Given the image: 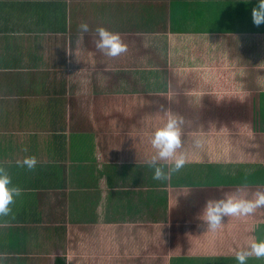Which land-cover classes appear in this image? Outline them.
Wrapping results in <instances>:
<instances>
[{"label": "crops", "instance_id": "obj_1", "mask_svg": "<svg viewBox=\"0 0 264 264\" xmlns=\"http://www.w3.org/2000/svg\"><path fill=\"white\" fill-rule=\"evenodd\" d=\"M256 3L0 0V164L22 189L0 217L4 264H236L233 249L264 238L253 214L198 227L209 173L234 165L237 135L264 112ZM97 26L127 51L103 55ZM164 109L184 118L188 162L160 182L145 160Z\"/></svg>", "mask_w": 264, "mask_h": 264}, {"label": "clouds", "instance_id": "obj_2", "mask_svg": "<svg viewBox=\"0 0 264 264\" xmlns=\"http://www.w3.org/2000/svg\"><path fill=\"white\" fill-rule=\"evenodd\" d=\"M251 18L255 25L264 23V0H257L251 10ZM78 29L82 34L90 30L86 22H81ZM93 31L95 48L103 55L117 57L127 51V44L122 40L120 33L103 26H97ZM184 123L182 116L164 109L161 123L148 134V143L152 152L145 160V164L151 170L153 180L160 182L171 180L188 162L186 141L183 139ZM201 143L199 138L191 141L194 148H200ZM15 163L32 170L37 164V159L35 156H24L22 159H17ZM247 187V183H243L236 187L235 192L225 193L220 198L207 199L199 213L201 224L198 227H202L203 232H215L221 227L225 217H245L264 208V190L257 189L248 194L244 191ZM21 192L22 189L12 184L7 169L0 164V217H6L11 213L10 205ZM232 251L236 264H247L251 257L258 260L264 259V238L253 237L246 242L245 246ZM0 264H4L2 253H0Z\"/></svg>", "mask_w": 264, "mask_h": 264}, {"label": "rangeland", "instance_id": "obj_3", "mask_svg": "<svg viewBox=\"0 0 264 264\" xmlns=\"http://www.w3.org/2000/svg\"><path fill=\"white\" fill-rule=\"evenodd\" d=\"M261 88V87H260ZM264 89V86L263 88ZM250 123L249 128L244 134L237 135L236 153L232 156L236 158L234 165L221 164L209 173L207 184L201 187L204 199L219 194L220 191L233 189L243 183H247L248 187L244 191L249 194L257 189L264 190V112L254 111L253 117L247 118ZM227 152V151H225ZM229 154L232 153L228 152ZM226 153V155L228 154ZM253 225L264 224V208H260L253 213ZM181 217V214H177ZM260 222V223H259ZM259 238L258 233L255 234ZM258 259L254 258L253 264Z\"/></svg>", "mask_w": 264, "mask_h": 264}]
</instances>
